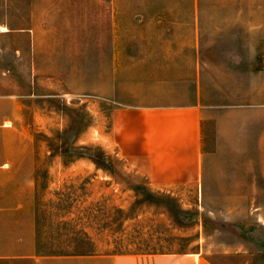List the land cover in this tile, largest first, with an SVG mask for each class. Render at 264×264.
I'll return each instance as SVG.
<instances>
[{"label":"rangeland","instance_id":"rangeland-1","mask_svg":"<svg viewBox=\"0 0 264 264\" xmlns=\"http://www.w3.org/2000/svg\"><path fill=\"white\" fill-rule=\"evenodd\" d=\"M193 1L194 25L182 24ZM148 3L172 6L175 20L128 18ZM171 29L200 36L195 66L212 102L205 184L150 185L113 142V48L117 68V47L127 58L156 42L112 33ZM0 118L13 128L0 131V148L16 153L0 171V264L185 252L264 264V0H0Z\"/></svg>","mask_w":264,"mask_h":264},{"label":"crops","instance_id":"crops-1","mask_svg":"<svg viewBox=\"0 0 264 264\" xmlns=\"http://www.w3.org/2000/svg\"><path fill=\"white\" fill-rule=\"evenodd\" d=\"M171 8L174 9L161 3L129 7L128 18L136 19L141 25L169 26L175 20L170 16ZM123 9L121 18L126 13V8ZM194 9L193 1L191 19L182 24L194 25ZM114 16L111 6L112 23ZM125 37L112 33L111 40L156 43L129 48L127 58L121 52L123 49L117 47V68L113 48L112 81H109L106 95L118 98V105L111 114L117 153L131 171L150 185L205 184L209 167L206 164L209 152L205 113L212 102L205 76L200 66H195L193 42L200 39L199 34L171 29L130 33ZM12 119L9 117L10 122ZM12 130L11 124L0 123V131ZM260 137L261 153H264V132ZM12 149L11 145L8 150L0 148V171L3 173H8L15 163L16 153ZM262 169L264 171V167ZM261 175L264 176V172ZM1 211L6 208L0 207ZM58 258L76 259L77 256ZM111 261L112 264H216L201 252L118 254Z\"/></svg>","mask_w":264,"mask_h":264}]
</instances>
